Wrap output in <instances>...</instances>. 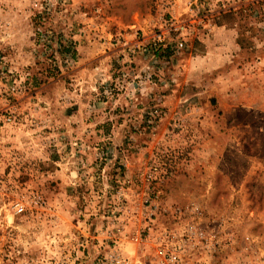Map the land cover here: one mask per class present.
Here are the masks:
<instances>
[{"label": "rangeland", "instance_id": "obj_1", "mask_svg": "<svg viewBox=\"0 0 264 264\" xmlns=\"http://www.w3.org/2000/svg\"><path fill=\"white\" fill-rule=\"evenodd\" d=\"M159 1L0 0V264H99L113 197L120 186L140 196L151 164L165 177L160 225L197 206L234 234L213 264H264V11L204 0L188 48L155 57L106 43L151 40ZM10 110L17 124L3 126ZM128 204L134 231L143 220Z\"/></svg>", "mask_w": 264, "mask_h": 264}, {"label": "built area", "instance_id": "obj_2", "mask_svg": "<svg viewBox=\"0 0 264 264\" xmlns=\"http://www.w3.org/2000/svg\"><path fill=\"white\" fill-rule=\"evenodd\" d=\"M160 18L158 25L153 31L151 40L136 41L135 46H130L129 40L125 37L126 32H119L106 43L118 45L122 49L134 53L136 47L143 48V51L150 52L155 57L158 50L166 48L182 51L188 48L190 41L196 36V19L204 6V0H160ZM207 6L223 9L243 8L245 11H264V0H208ZM182 8V12L176 8ZM189 17L188 19L179 18ZM254 14V19H257ZM192 20L194 22H192ZM196 23V24H195ZM264 27V21H260ZM135 35V34H134ZM105 43V42H104ZM125 55V54H123ZM6 80L4 72V60L0 57V82ZM17 86L11 85L9 90L16 91ZM103 94H110V90L105 88ZM161 109L155 106L150 111L148 121L160 116ZM3 126L17 124V116L14 110H10L1 120ZM79 142H75L76 145ZM77 148L81 151L87 149L82 143ZM98 159H103L108 155L107 150H100L97 146L92 147ZM80 165L86 166L84 159H80ZM87 167V166H86ZM122 164L116 166L115 171L122 170ZM164 174L157 165L151 164L146 169L138 171L137 181L142 183L141 195L132 196L123 190L124 186L118 188V194L113 197L114 208L117 209L115 215H107L110 218L111 227L105 229L102 243L99 244L101 253L99 264H213L215 256L219 253H230L234 249V234L225 228L221 223L215 221L204 222L201 220L202 213L197 206H192L189 215L193 218L179 221L183 212L176 208L172 214L177 219L173 225H160L158 214L161 210L166 211L163 205L161 184ZM131 188L133 180L123 179ZM139 186V184H136ZM35 204L40 203L39 197L34 198ZM138 205L135 213L139 211V217L143 223L134 231L127 230L123 224L124 218L129 213L130 205ZM14 212L21 214L25 212V204L22 201L14 204ZM136 216V215H135ZM198 218L199 220L195 219ZM106 243V244H105Z\"/></svg>", "mask_w": 264, "mask_h": 264}, {"label": "crops", "instance_id": "obj_3", "mask_svg": "<svg viewBox=\"0 0 264 264\" xmlns=\"http://www.w3.org/2000/svg\"><path fill=\"white\" fill-rule=\"evenodd\" d=\"M79 103V110L77 109L76 111H78V112H80L81 113V115L79 116V120L80 119H83V118H85L86 116H85V114H83V112H82V110H83V108H84V105H86V101H83V100H81V101H79L78 102ZM76 105V104H75ZM75 111V112H76ZM79 114H77L76 115V117L78 116ZM81 121H83V120H81ZM85 136V135H84ZM87 137V136H86ZM89 137V136H88Z\"/></svg>", "mask_w": 264, "mask_h": 264}, {"label": "trees", "instance_id": "obj_4", "mask_svg": "<svg viewBox=\"0 0 264 264\" xmlns=\"http://www.w3.org/2000/svg\"><path fill=\"white\" fill-rule=\"evenodd\" d=\"M61 43V42H60ZM60 45V44H59Z\"/></svg>", "mask_w": 264, "mask_h": 264}]
</instances>
